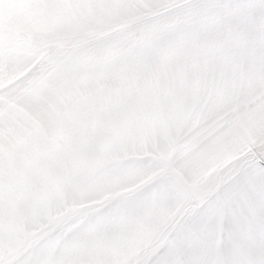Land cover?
Returning a JSON list of instances; mask_svg holds the SVG:
<instances>
[{
	"label": "rangeland",
	"instance_id": "1",
	"mask_svg": "<svg viewBox=\"0 0 264 264\" xmlns=\"http://www.w3.org/2000/svg\"><path fill=\"white\" fill-rule=\"evenodd\" d=\"M260 206L264 0H0V264H264L192 252Z\"/></svg>",
	"mask_w": 264,
	"mask_h": 264
},
{
	"label": "crops",
	"instance_id": "2",
	"mask_svg": "<svg viewBox=\"0 0 264 264\" xmlns=\"http://www.w3.org/2000/svg\"><path fill=\"white\" fill-rule=\"evenodd\" d=\"M41 117L44 120L46 119L47 121H50L49 115H47V117H45L44 115H41ZM79 118H80V121L86 120L85 118H82V116H80ZM48 127H50L49 124H48ZM112 127L114 128V126H112ZM103 135H107L105 131H104ZM61 136L65 140L66 136L65 135H61ZM62 138H60V139H62ZM106 138H107V136H105V137L98 136L95 140L88 139L87 141H90V142H92V141L107 142ZM66 141H67V139H66ZM259 209L258 208L256 209L257 211H256L255 215L252 212L249 215L235 216V218H234L235 220L233 221L235 224V232H231V234H232L231 236H229L228 234L227 235L225 234L223 236L222 234L217 233L216 231L208 230L210 228L216 227V224H212V223H214V222H212L208 226V228H206L205 230L200 232V236H198L199 237L198 241H196L195 244L192 246V249H193L192 252H194V255H196L197 257L202 256L203 258L207 257L206 260H204V261H209L211 258V253H212L211 249L212 248H216L215 246L223 247V248L227 247V246H225L226 245L225 241L223 242L222 245H220V243H219L220 240H226L227 238L240 239V238H242L243 232L249 228L254 229L252 231L253 233L259 234L260 237H257V238L264 239V212L262 211L264 209V207L260 206ZM219 222H221V221H219ZM212 240H214V241L219 240V242H212ZM261 245H263V244H261ZM259 247H261V246H259Z\"/></svg>",
	"mask_w": 264,
	"mask_h": 264
}]
</instances>
